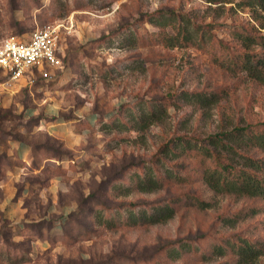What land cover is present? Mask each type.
I'll return each mask as SVG.
<instances>
[{"label": "rangeland", "instance_id": "1", "mask_svg": "<svg viewBox=\"0 0 264 264\" xmlns=\"http://www.w3.org/2000/svg\"><path fill=\"white\" fill-rule=\"evenodd\" d=\"M46 24H61L52 78L0 69V264H241L246 240L263 251L247 264H264V198L204 179L219 168L211 135L264 128V83L240 61L264 53L241 39L264 35V10L249 0H0L1 37ZM164 206L170 218L146 219Z\"/></svg>", "mask_w": 264, "mask_h": 264}, {"label": "trees", "instance_id": "2", "mask_svg": "<svg viewBox=\"0 0 264 264\" xmlns=\"http://www.w3.org/2000/svg\"><path fill=\"white\" fill-rule=\"evenodd\" d=\"M249 3L257 4L264 10V0H249ZM241 39L245 46L257 44L264 48V35L258 39L241 36ZM240 61L242 69L250 77L264 83V53L260 55L256 52H244ZM234 62L237 63V61ZM203 99L200 98V101ZM94 119H96L95 116ZM210 141L214 148H206V152L209 156L215 157L219 168L208 169L205 172L206 183L219 193L264 198V157H255L245 148H258L264 151V128L255 130L249 123L239 126L234 132H225L216 137L211 135ZM221 155L226 157L227 162ZM173 213V208L164 206L156 208L145 217L151 222H159L170 218ZM216 250L222 251V247L218 246ZM262 252V248H257L246 240L238 248V253L241 255L238 262L247 264L249 260L256 259Z\"/></svg>", "mask_w": 264, "mask_h": 264}, {"label": "built area", "instance_id": "3", "mask_svg": "<svg viewBox=\"0 0 264 264\" xmlns=\"http://www.w3.org/2000/svg\"><path fill=\"white\" fill-rule=\"evenodd\" d=\"M60 32L61 24H46L33 29L24 40L0 36V69L15 80L34 67L44 71V78H52L46 69L58 62L56 51Z\"/></svg>", "mask_w": 264, "mask_h": 264}, {"label": "crops", "instance_id": "4", "mask_svg": "<svg viewBox=\"0 0 264 264\" xmlns=\"http://www.w3.org/2000/svg\"><path fill=\"white\" fill-rule=\"evenodd\" d=\"M94 119V116H92L90 119H89V121H88V123L86 124V125H84L83 127L85 128V127H87V126H89L90 125V122H92V120ZM63 124H65V121L64 120H60V119H58L57 120V126H54L56 129H61L60 127H61V125H63ZM59 125V126H58ZM63 127V126H62ZM11 142V141H10ZM20 143L17 145V150H16V156H18V157H20V158H22V159H24L25 157H27L28 156V154H29V152H30V148H28L27 146H26V144L24 143V142H22V141H19ZM17 143V142H16ZM50 161L52 162V163H55L54 165H56V166H59V164L57 165L56 163H58V160H55V159H50Z\"/></svg>", "mask_w": 264, "mask_h": 264}]
</instances>
